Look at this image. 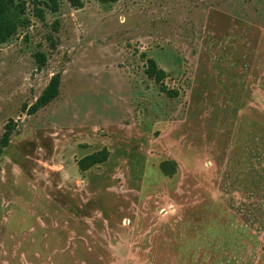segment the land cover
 <instances>
[{
	"label": "rangeland",
	"instance_id": "obj_1",
	"mask_svg": "<svg viewBox=\"0 0 264 264\" xmlns=\"http://www.w3.org/2000/svg\"><path fill=\"white\" fill-rule=\"evenodd\" d=\"M25 1L0 44V264H264V0Z\"/></svg>",
	"mask_w": 264,
	"mask_h": 264
},
{
	"label": "trees",
	"instance_id": "obj_2",
	"mask_svg": "<svg viewBox=\"0 0 264 264\" xmlns=\"http://www.w3.org/2000/svg\"><path fill=\"white\" fill-rule=\"evenodd\" d=\"M73 6L81 7L85 0H68ZM101 2H113L115 0H100ZM45 3L50 6L52 10H56L58 7V0H44L35 2L34 10L37 16L43 17L44 11L41 7H38L40 3ZM26 1L25 0H0V44L6 42L11 38L19 29L20 26H24L28 23V19L25 17ZM36 57L41 64L45 62L44 53L37 52ZM146 74L153 78L160 84L162 91L166 92L169 96L175 97L178 95V91L170 90L164 84L166 77V71L159 67L153 58L147 59ZM60 75L54 74L45 89L42 91L37 100L30 107L31 112H36L39 108L47 105L54 100L60 92ZM12 126L9 124L6 127L1 138L0 150L8 145L10 135L12 133ZM110 155V151L107 147L100 150L91 152L84 155L77 161L78 168L81 172H84L91 167L105 162ZM160 170L166 176L172 177L177 172V162L174 159H164L160 162Z\"/></svg>",
	"mask_w": 264,
	"mask_h": 264
}]
</instances>
